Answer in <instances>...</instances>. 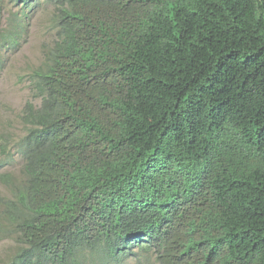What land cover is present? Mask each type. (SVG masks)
Here are the masks:
<instances>
[{"label":"trees","instance_id":"16d2710c","mask_svg":"<svg viewBox=\"0 0 264 264\" xmlns=\"http://www.w3.org/2000/svg\"><path fill=\"white\" fill-rule=\"evenodd\" d=\"M44 1L8 264H264V0Z\"/></svg>","mask_w":264,"mask_h":264},{"label":"rangeland","instance_id":"374dc122","mask_svg":"<svg viewBox=\"0 0 264 264\" xmlns=\"http://www.w3.org/2000/svg\"><path fill=\"white\" fill-rule=\"evenodd\" d=\"M21 2L3 0L0 3V199L13 198L26 182L24 160L20 149L29 126L23 121L28 103L35 108L41 98L34 90L33 74L44 66L59 40L56 8L51 2L36 0L22 11ZM18 13V14H17ZM26 13L25 18L22 14ZM17 14V16H15ZM22 23L18 44L6 41L7 35L17 31ZM0 219V264L12 261L20 246L14 228ZM85 264H102L98 255H86ZM123 264H158L154 254L139 253L125 259Z\"/></svg>","mask_w":264,"mask_h":264}]
</instances>
